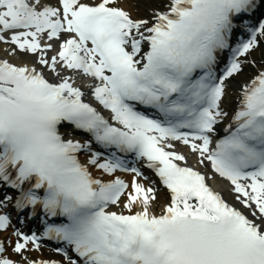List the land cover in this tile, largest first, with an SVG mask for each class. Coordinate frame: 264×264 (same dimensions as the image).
I'll use <instances>...</instances> for the list:
<instances>
[{
	"label": "snow or ice",
	"instance_id": "1",
	"mask_svg": "<svg viewBox=\"0 0 264 264\" xmlns=\"http://www.w3.org/2000/svg\"><path fill=\"white\" fill-rule=\"evenodd\" d=\"M133 6L0 0V264H264V0Z\"/></svg>",
	"mask_w": 264,
	"mask_h": 264
},
{
	"label": "bare ground",
	"instance_id": "2",
	"mask_svg": "<svg viewBox=\"0 0 264 264\" xmlns=\"http://www.w3.org/2000/svg\"><path fill=\"white\" fill-rule=\"evenodd\" d=\"M146 1H145V3H146ZM120 3L125 8L130 9L134 16L142 15L145 12V9H144L143 6H141L140 7V11L137 12L135 7L133 6V0H120ZM3 48H4V45L0 44V52H1L0 56L3 55ZM180 150L184 151L185 153L188 152V149L186 147H183V146H180ZM189 162L192 163V164H195L196 160H195L194 157L189 156ZM201 170L204 171L208 175V181L214 188H217L218 190H222L223 193L225 194L226 198H228L229 200L232 199V195H231V192H230V187L231 186H230V184L228 182H225V181H222V180H220L218 178H215V176L212 173V169L210 168V166L208 168H202ZM123 176L125 177V179H128V180L131 179V175L130 174H123ZM157 208H159V205H157ZM43 252H46V250L42 249V250H40L38 252H34V250H33L32 251V255L43 256Z\"/></svg>",
	"mask_w": 264,
	"mask_h": 264
},
{
	"label": "rangeland",
	"instance_id": "3",
	"mask_svg": "<svg viewBox=\"0 0 264 264\" xmlns=\"http://www.w3.org/2000/svg\"><path fill=\"white\" fill-rule=\"evenodd\" d=\"M151 1H159V0H151ZM149 2H150V0H149Z\"/></svg>",
	"mask_w": 264,
	"mask_h": 264
}]
</instances>
